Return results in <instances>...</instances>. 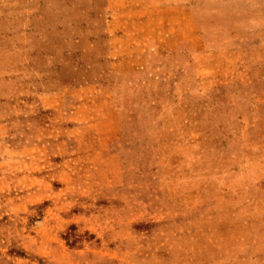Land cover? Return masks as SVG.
I'll return each mask as SVG.
<instances>
[{"label": "rangeland", "instance_id": "374dc122", "mask_svg": "<svg viewBox=\"0 0 264 264\" xmlns=\"http://www.w3.org/2000/svg\"><path fill=\"white\" fill-rule=\"evenodd\" d=\"M0 264H264V0H0Z\"/></svg>", "mask_w": 264, "mask_h": 264}]
</instances>
